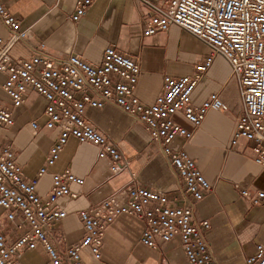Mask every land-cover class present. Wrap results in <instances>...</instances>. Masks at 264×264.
Segmentation results:
<instances>
[{
    "label": "built area",
    "instance_id": "obj_1",
    "mask_svg": "<svg viewBox=\"0 0 264 264\" xmlns=\"http://www.w3.org/2000/svg\"><path fill=\"white\" fill-rule=\"evenodd\" d=\"M95 1L77 0L70 19L80 22ZM139 1L147 7L144 37L177 25L210 48L209 55L195 64L194 74L165 76L163 90L151 104L136 95L141 74L139 59L116 46L105 48L100 64H92L78 54L53 56L44 43L32 46L28 57H14L12 48L33 39V32L0 0V22L8 34L7 37L0 34V72L7 77L1 87L11 103L0 101V127L15 125L16 112L26 105L32 93H37L47 101L45 125L56 132L45 163L33 179L24 175L13 148L0 145V206L9 223L20 231L15 239L9 240L0 227V264H20L23 252L38 247L47 253L44 264H85L82 258L85 248L99 260L107 226L124 214L144 221L141 242L146 246L156 249L178 237L186 264H219L207 240L210 221L194 220L196 203L213 187L188 152L172 146L177 137L188 140L193 135L175 122L173 116L182 112L199 127L210 110L228 109L218 92L211 93L200 105L193 103V93L203 74L217 56L223 57L238 82L243 103L232 144L239 140L252 143L253 159L264 168V0ZM106 104L119 107L145 127L183 181L182 191L170 198L139 184L120 189L99 205L79 212L84 237L62 250L52 237L55 226L67 214L58 201L63 197L76 198L78 193L71 186H82L85 182L69 167L53 170L69 139L74 137L96 146L100 158H110L113 173L129 166L118 144L86 116L88 107L102 108ZM30 126L33 134L38 135V120L30 121ZM50 171L52 185L47 195L42 196L37 191L39 179ZM241 194L252 205H264V188L254 192L244 188ZM246 264H264L263 243L257 244Z\"/></svg>",
    "mask_w": 264,
    "mask_h": 264
},
{
    "label": "crops",
    "instance_id": "obj_2",
    "mask_svg": "<svg viewBox=\"0 0 264 264\" xmlns=\"http://www.w3.org/2000/svg\"><path fill=\"white\" fill-rule=\"evenodd\" d=\"M7 9L31 27L33 39L16 44L14 57H28L31 47L44 43L46 51L59 57L78 54L92 64L102 62L107 46L139 59L140 79L136 95L151 104L162 92L164 77H182L195 72V64L210 53L207 44L183 28L172 25L167 31L144 37L147 7L139 0H96L80 22L70 14L77 0H2ZM0 34L7 32L0 22ZM6 75L0 72V101L10 105L1 85ZM218 92L228 109L210 110L199 127L177 112L173 119L193 132L190 139L177 137L172 146L183 148L195 160L203 175L212 184V191L196 203L194 220L208 219L211 228L207 240L219 264H246L258 243L264 244V205H252L241 191L264 188V168L253 159L252 143L239 140L232 144L243 103L237 80L229 63L217 56L203 74L193 93V103L200 105L211 93ZM47 101L32 93L26 105L16 112L13 126L0 127V145H10L28 179L37 176L44 165L56 132L45 125ZM88 120L118 144L129 166L119 173L111 170L109 157L100 158L98 148L71 137L53 170L69 167L84 178L82 186L73 184L76 198L63 197L59 206L66 211L52 231V237L62 250L79 243L84 237L81 210L93 208L120 189L133 184L166 193L170 198L180 195L183 181L171 167L159 144L131 115L113 104L102 108L88 107ZM38 120L39 134L34 135L30 121ZM133 173L135 176H133ZM52 185L51 171L39 179L37 191L45 196ZM0 227L13 240L20 233L7 219L0 206ZM145 223L132 215H120L107 226L101 245V259L93 257L89 248L82 251L85 264H186L180 239L150 248L141 242ZM48 259L43 247L23 252L20 264H44Z\"/></svg>",
    "mask_w": 264,
    "mask_h": 264
},
{
    "label": "rangeland",
    "instance_id": "obj_3",
    "mask_svg": "<svg viewBox=\"0 0 264 264\" xmlns=\"http://www.w3.org/2000/svg\"><path fill=\"white\" fill-rule=\"evenodd\" d=\"M219 57H221V56H219Z\"/></svg>",
    "mask_w": 264,
    "mask_h": 264
}]
</instances>
